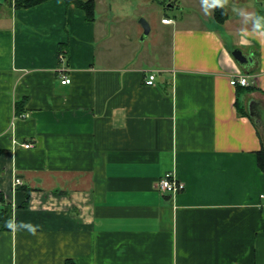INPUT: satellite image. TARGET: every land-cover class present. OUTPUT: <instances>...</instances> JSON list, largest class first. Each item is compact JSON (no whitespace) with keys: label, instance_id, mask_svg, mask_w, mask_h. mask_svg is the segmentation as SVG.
<instances>
[{"label":"crops","instance_id":"crops-1","mask_svg":"<svg viewBox=\"0 0 264 264\" xmlns=\"http://www.w3.org/2000/svg\"><path fill=\"white\" fill-rule=\"evenodd\" d=\"M111 2L89 21L64 0H0V191L17 224L38 226L0 229V264H264V140L249 113L264 106V43L241 45L238 16L190 0L187 17H164L161 55L98 17ZM236 3L264 14V0ZM168 171L185 182L177 196L157 187Z\"/></svg>","mask_w":264,"mask_h":264},{"label":"rangeland","instance_id":"rangeland-1","mask_svg":"<svg viewBox=\"0 0 264 264\" xmlns=\"http://www.w3.org/2000/svg\"><path fill=\"white\" fill-rule=\"evenodd\" d=\"M183 2L181 3L182 8L177 9L180 4H177L176 0H112L111 4L107 5V8H112L108 12L104 11L102 5H100L98 17H102L103 14L104 18L115 19L119 27L116 33L121 39L131 37L132 41L144 42L140 43L143 44V47L145 44L153 51L157 50L163 55V52L167 54L170 52V40L166 33L168 26L163 23V18L180 19L182 16L187 17V14L192 13V7L195 4L191 3L190 0H184ZM7 4L6 2V6H10ZM141 19L147 20L150 24L151 31L147 35H144ZM152 45L153 47H151ZM259 127L264 140V129L262 126Z\"/></svg>","mask_w":264,"mask_h":264},{"label":"clouds","instance_id":"clouds-1","mask_svg":"<svg viewBox=\"0 0 264 264\" xmlns=\"http://www.w3.org/2000/svg\"><path fill=\"white\" fill-rule=\"evenodd\" d=\"M199 4L205 15H212L219 9L222 14L230 10L238 16L241 24L238 31L241 45H250L253 40L264 43V14L239 6L236 0H199ZM6 226L12 231L27 230L31 235H36L38 231V226L24 222L17 224L15 219L8 221Z\"/></svg>","mask_w":264,"mask_h":264},{"label":"trees","instance_id":"trees-1","mask_svg":"<svg viewBox=\"0 0 264 264\" xmlns=\"http://www.w3.org/2000/svg\"><path fill=\"white\" fill-rule=\"evenodd\" d=\"M46 0H6L10 6L15 7H30ZM68 4H75L77 7L81 8L86 13V18L89 21H94L96 19V0H64ZM215 18L223 22L228 17V12L222 14V11L217 9L214 11ZM254 86H248L247 88L252 89ZM258 125H260L258 123ZM261 126V125H260ZM258 163L261 169L264 171V148L258 152ZM31 197V190L25 189V201L22 207H27ZM13 219L12 205L4 197V193L0 191V229H9L6 224L8 221Z\"/></svg>","mask_w":264,"mask_h":264},{"label":"built area","instance_id":"built-area-1","mask_svg":"<svg viewBox=\"0 0 264 264\" xmlns=\"http://www.w3.org/2000/svg\"><path fill=\"white\" fill-rule=\"evenodd\" d=\"M169 18H163V22H169ZM156 79V74L152 73L149 75L148 79L146 80V83L148 84H154V81ZM61 81L63 83H70L71 78L67 76L66 74L62 75ZM233 85H241V86H247L250 84V80L248 75L243 73H238L234 75L231 78L230 81ZM24 146L30 147L33 144L31 142H25L23 143ZM22 184V179L19 177H16L14 180V185L18 186ZM157 187L162 193H169L173 196H177L180 192H182L185 189V182L178 178V176L173 171H168L164 173L162 176L159 177L157 181ZM262 198H264V193L262 194Z\"/></svg>","mask_w":264,"mask_h":264},{"label":"water","instance_id":"water-1","mask_svg":"<svg viewBox=\"0 0 264 264\" xmlns=\"http://www.w3.org/2000/svg\"><path fill=\"white\" fill-rule=\"evenodd\" d=\"M141 22L144 27V35H147L151 29L150 24L145 19H141ZM233 55L240 63L247 61V57L240 49H235L233 51ZM252 109H256V112H254ZM249 113L252 117H255L256 122L259 123L264 129V106L259 105V103L251 104L249 107Z\"/></svg>","mask_w":264,"mask_h":264},{"label":"flooded vegetation","instance_id":"flooded-vegetation-1","mask_svg":"<svg viewBox=\"0 0 264 264\" xmlns=\"http://www.w3.org/2000/svg\"><path fill=\"white\" fill-rule=\"evenodd\" d=\"M254 112H256V109H252ZM255 118V117H254Z\"/></svg>","mask_w":264,"mask_h":264}]
</instances>
